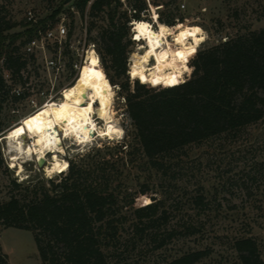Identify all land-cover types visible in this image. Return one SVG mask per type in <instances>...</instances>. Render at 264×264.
Segmentation results:
<instances>
[{"label": "trees", "instance_id": "1", "mask_svg": "<svg viewBox=\"0 0 264 264\" xmlns=\"http://www.w3.org/2000/svg\"><path fill=\"white\" fill-rule=\"evenodd\" d=\"M71 3L82 17L89 12V34L97 28L95 18L106 16L108 24L101 26L92 39L97 42L110 83L113 87L119 85L125 94L133 126L134 143L124 141L117 146L127 155L139 153L145 158L148 167L166 183L165 190L171 191L172 181L184 171L181 156L187 147L222 138L235 139L248 126L264 120V26L195 51L189 64L192 72L183 82L163 78L167 81L154 85L157 79L148 84L138 77L131 88L130 22L143 19L142 14L149 11L147 0H126L125 4L121 0ZM60 12L59 7L41 23L45 26L47 19ZM158 14V21L169 28L183 22L182 18L176 20L169 9ZM14 25L9 21L0 24V60L4 59L19 80L18 72L26 64L20 54L22 46L36 34L37 25L5 36L3 32ZM0 91H8L1 75ZM105 149L111 146L94 148L80 161L69 160L68 172L59 180L50 178L39 186H26V194L0 200V225L30 230L42 264H111L113 260L131 264L120 256L130 249L142 251L140 243L153 250L161 249L180 236L191 237L201 231L202 223L189 214L176 225L166 226L173 213L165 207L167 196L159 198L147 184L140 187L138 194L149 197L152 203L136 205V197H132L127 201L131 213L123 212L117 194L110 189L114 154L102 153ZM85 156H92V161L84 162ZM2 163L0 148V166ZM13 185L20 187L15 179ZM191 198L198 212L207 209L209 202L202 192ZM123 233L128 234L125 239ZM232 247L239 264H264L253 236L235 238ZM209 254V248L189 250L157 264H196ZM0 264H10L2 248Z\"/></svg>", "mask_w": 264, "mask_h": 264}, {"label": "rangeland", "instance_id": "2", "mask_svg": "<svg viewBox=\"0 0 264 264\" xmlns=\"http://www.w3.org/2000/svg\"><path fill=\"white\" fill-rule=\"evenodd\" d=\"M71 2L72 0H0V24L4 25L5 21L15 24L14 27L3 32L5 36L22 32L32 25L25 17L27 9L31 8L38 12L41 23L60 7L61 12L47 19L45 26L64 16L66 26L71 31V38L70 41L67 40V43H70L76 52L74 57L69 52L66 53L64 70L57 75V78L52 76L51 81L48 80L44 68L33 63L30 64L28 84L17 78H14L12 82L5 81L3 71L7 67L5 64H0V75L8 90L4 93L0 91V148L3 161L0 166L1 201L7 200L13 194H26V186H39L50 178L59 180L68 172V164L63 172L61 169L60 171L53 169L50 164L51 153L46 155L42 166L38 164L35 156L17 161L14 159V154L7 149L5 136L16 126L21 125L24 117L44 101L50 98L62 99L61 90L72 83L76 77V71L69 66V62H78L84 58L88 40L95 42L97 46V42L92 37L98 34L101 26L108 24L104 14L97 16L95 18L97 28L90 34L86 31V45H84V22L86 20L88 26L91 20L89 12H86L85 17L73 12L70 8ZM149 2L159 4L158 7L152 5V8L157 10L156 14L158 11L169 9L176 16V20L182 18L183 22L170 28L158 20L152 25L149 21L152 20L150 8L149 12L142 14L143 19L139 22H149L156 30L165 25L171 35L179 33L187 26H199L205 32V35L197 37V41L192 42L190 52L184 56L185 63L187 60V72H189L184 74V79L189 78L192 72L189 64L195 51L224 41L237 33L264 26V0H149ZM162 4L165 6L163 7ZM41 26L44 25L41 23ZM134 32L141 42L133 40L132 33L130 34L133 41L129 46V57L140 43L145 42L141 30L136 31L134 28ZM170 38L173 48L179 51L176 41ZM98 62L102 67L100 56ZM90 64L88 62L85 66ZM171 81L174 80H169V83H172ZM130 82L133 88L134 81L130 80ZM143 82L148 83L145 79ZM160 82H164L161 77L157 78L154 85ZM11 88H20L25 92V96L16 99L10 91ZM114 90L113 117L124 129L123 137L95 135L88 142L79 144L73 143L75 141L72 137L64 138L60 131L64 148V152L60 153L61 160L80 161L83 155L94 148L111 146V149H105L102 153L114 154L110 189L117 194L118 205L123 212L131 213L132 209L129 203L127 204L129 198L136 197V205L143 204V201L138 199L143 197L138 194V190L142 185L147 184L151 192L159 198L167 196L165 207L173 211V217L171 215L166 226L170 228L176 225L178 220L186 218L188 214L202 223L201 231L194 236H180L163 248L154 250L152 246H146L143 242L140 243L142 251H138L137 248L130 249L120 258L131 264H157L189 250L209 248L210 254L196 264H239L232 242L239 236H253L259 244L264 259V120L248 126L235 139L222 138L187 147L186 153L181 156L184 171L178 179L172 181L174 186L171 187V191H168L165 190L166 183L162 181L160 174L148 167L145 158L139 153L127 155L124 151L121 152L120 146H117L124 141L131 143L134 141L132 121L123 97L125 94L122 93L119 85H115ZM42 91L45 92L44 95L41 94ZM94 119L101 129L105 126L95 114ZM31 141L30 138L26 139L27 143ZM83 161L86 163L92 161V156H85ZM14 179L20 183V187L13 185ZM196 192H202L209 202L205 211L198 212L190 201ZM179 207L181 209H177ZM127 235L123 233V238L125 239ZM0 248L8 254L10 264H42L30 230L5 228L0 225ZM111 264L121 263L113 260Z\"/></svg>", "mask_w": 264, "mask_h": 264}, {"label": "bare ground", "instance_id": "3", "mask_svg": "<svg viewBox=\"0 0 264 264\" xmlns=\"http://www.w3.org/2000/svg\"><path fill=\"white\" fill-rule=\"evenodd\" d=\"M133 25L136 31H142L145 42L140 43L129 57L131 77L143 78L148 83L160 77L183 82L184 74L189 73L184 56L190 52L192 42L205 35L204 30L199 26H187L171 35L163 25L158 30L149 22L134 21ZM169 38L176 41L179 51L173 48ZM87 61L91 64L85 66ZM98 61L96 52L89 50L73 82L61 90L62 99L43 102L5 136L7 149L14 154V159L35 156L37 160L45 161L46 155L51 153L53 169L63 172L68 162L60 157L64 152L62 136L72 137L73 143L79 144L88 142L95 135L123 137L124 129L113 117L115 90ZM94 114L104 122L102 129ZM27 138L32 141L27 143Z\"/></svg>", "mask_w": 264, "mask_h": 264}, {"label": "built area", "instance_id": "4", "mask_svg": "<svg viewBox=\"0 0 264 264\" xmlns=\"http://www.w3.org/2000/svg\"><path fill=\"white\" fill-rule=\"evenodd\" d=\"M121 1L125 2L126 0H121ZM147 2L149 4V8L151 9L152 20L149 21H151V24L153 25L154 22L158 20L159 14L157 13V15H155V11L157 10H154L152 8V4H150L149 0H147ZM183 6L184 5H182V7ZM71 10L75 13H78L73 6H71ZM25 17L30 24L37 25V32L36 34L33 35V37L30 40H28L27 43H25L22 46V50L20 54L22 55V60L25 61L26 64L18 72L19 81L22 80L25 84H28L27 81H29L30 79V70H31L30 64L32 63L37 65L38 67L39 66L43 67L44 72L48 75L49 79L48 78L47 79L51 81L52 76H55V78H57V75L64 70L66 66V61H65L66 53L69 52L72 55V57L76 55V52L73 49L72 45L70 43L69 44L67 43V40L70 41L69 39L71 38V36H69L70 29H68L66 26L64 16L57 18L54 21H51V23L43 27L41 26L40 23L39 14L35 10L31 8L27 9L25 12ZM134 21L136 20H132L130 22L132 39L141 42V39L136 38V33L134 32V25H133ZM84 30H85L84 45H86V31H87L86 20L84 22ZM89 50H94L96 54L99 56L96 49V44L94 42L88 41L86 47V54L84 58L78 62H69V66L73 69V71H76V76L80 67L86 61V56ZM0 64H5L4 59L0 60ZM3 72H4L3 77L5 78V81L12 82L14 79L13 71L9 68H6ZM128 75L131 81L136 80L132 78L131 75L129 74V69H128ZM10 91L13 94V96H15V98L19 99L25 96V92H23L20 88H11ZM61 93L62 92H60V94ZM41 94L44 95L45 92L42 91Z\"/></svg>", "mask_w": 264, "mask_h": 264}, {"label": "clouds", "instance_id": "5", "mask_svg": "<svg viewBox=\"0 0 264 264\" xmlns=\"http://www.w3.org/2000/svg\"><path fill=\"white\" fill-rule=\"evenodd\" d=\"M141 27H144V26L142 25ZM196 31H199V29H197ZM171 82L174 83L175 81H171ZM64 167L66 168L67 165H65ZM49 175H50V173H49ZM138 199L143 201V206H146V205H149L152 203V201L149 200L146 196L139 197Z\"/></svg>", "mask_w": 264, "mask_h": 264}, {"label": "water", "instance_id": "6", "mask_svg": "<svg viewBox=\"0 0 264 264\" xmlns=\"http://www.w3.org/2000/svg\"><path fill=\"white\" fill-rule=\"evenodd\" d=\"M38 164H39L40 166H42V165L44 164V159H40V160H38Z\"/></svg>", "mask_w": 264, "mask_h": 264}]
</instances>
